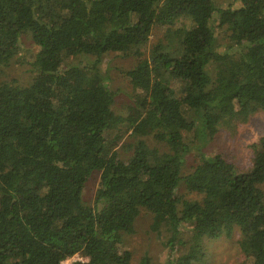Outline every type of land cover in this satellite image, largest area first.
Here are the masks:
<instances>
[{
  "label": "trees",
  "instance_id": "16d2710c",
  "mask_svg": "<svg viewBox=\"0 0 264 264\" xmlns=\"http://www.w3.org/2000/svg\"><path fill=\"white\" fill-rule=\"evenodd\" d=\"M238 1L220 8L214 0H0V76L23 35L39 46L29 86L0 82V264L75 256L84 260L74 264H131L123 236L134 234L144 209L170 234L167 264H197L205 240L236 231L243 264H264V137L248 173L203 153L222 127L264 112V0ZM183 18L193 28L172 31ZM156 26L170 28L168 44L145 58L141 48ZM222 28L232 33L225 51ZM109 53L139 58L124 75L143 126L165 151L139 140L128 162L115 152L125 124L140 131L114 110L101 68ZM77 58L92 59L69 63ZM192 152L200 162L183 175ZM96 172L91 207L84 191ZM182 183L201 200L179 198ZM183 228L192 244L177 257Z\"/></svg>",
  "mask_w": 264,
  "mask_h": 264
},
{
  "label": "rangeland",
  "instance_id": "374dc122",
  "mask_svg": "<svg viewBox=\"0 0 264 264\" xmlns=\"http://www.w3.org/2000/svg\"><path fill=\"white\" fill-rule=\"evenodd\" d=\"M217 7L227 8L231 4L234 7L239 6L238 0H214ZM192 21L188 18L181 19L172 31L180 29H191ZM169 27L156 26L153 29L149 42L141 48L145 58H150L151 52L155 46L160 43L168 44L169 37L167 33ZM219 45L221 51L227 50L232 44V33L226 28L219 30ZM175 42L172 48H175ZM39 51V46L35 43L30 34L21 37L19 52L15 58L5 67L2 68L0 76L1 83H13L26 87L29 86L33 79L32 63ZM92 58H77L69 60V63L80 64L87 63ZM139 58L130 55L126 56L121 53H109L103 57L102 71L107 76L108 85L116 93V102L114 110L117 114L128 118L134 125L139 127V135L133 134V129L128 124L121 129V138L115 147V152L122 161L128 162L134 153V147L139 140H145L150 147L158 148L165 151L162 143L155 136L148 133L143 126V116L133 106L134 89L129 80L124 75L125 72L133 69ZM82 65V64H81ZM210 74L214 77L216 67H209ZM174 89L177 98H181L183 86L174 82ZM264 137V112L259 110L254 113L246 122L234 121L230 126H224L220 129L215 138L210 141L203 153L207 156L221 155L229 165L233 166L238 173H248L252 170L254 160L260 150V141ZM192 134L187 135V141L190 142ZM200 162V155L192 152L186 159L183 167V175L190 174ZM101 173H94L88 180L84 191V202L91 207L95 206V197L100 184ZM177 196L181 199L201 200L200 196L188 194L186 186L182 183L177 191ZM182 239L185 246L178 247L177 257L186 254L192 244L193 233L190 229L183 228ZM170 234L164 225L155 218V215L149 210H142L140 216L135 222V232L132 235L123 236L121 248L129 251L132 255L131 264H167L170 257V248L168 241ZM240 233L236 231L231 238L222 237L218 240H205L203 242L204 256L197 264H243L246 258L239 246ZM175 256V254H174ZM80 256L64 262L65 264H74L82 261Z\"/></svg>",
  "mask_w": 264,
  "mask_h": 264
},
{
  "label": "built area",
  "instance_id": "2783aa9c",
  "mask_svg": "<svg viewBox=\"0 0 264 264\" xmlns=\"http://www.w3.org/2000/svg\"><path fill=\"white\" fill-rule=\"evenodd\" d=\"M63 264H65V263H63Z\"/></svg>",
  "mask_w": 264,
  "mask_h": 264
}]
</instances>
